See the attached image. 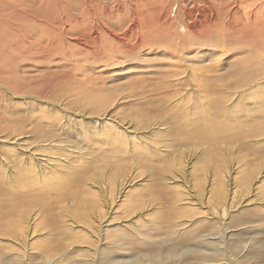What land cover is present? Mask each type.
Returning a JSON list of instances; mask_svg holds the SVG:
<instances>
[{
  "label": "bare ground",
  "instance_id": "6f19581e",
  "mask_svg": "<svg viewBox=\"0 0 264 264\" xmlns=\"http://www.w3.org/2000/svg\"><path fill=\"white\" fill-rule=\"evenodd\" d=\"M142 71L158 76H143ZM130 76L132 80H125ZM113 79L120 80L117 87L124 91L138 93L139 100L151 104L160 98L171 111L193 121L199 118L191 113L193 97L199 98L206 113L216 107L236 110L248 99L261 100L258 107L264 108V0H0V125H12L0 132V179L8 195L12 193L10 202L19 200V190L30 189L96 215L108 203L125 206L130 215L134 210L158 214L168 198L175 206L173 214L165 216L168 234L191 231L195 235L190 239L200 235L216 246L217 255L227 231L237 228L241 208L264 206V201H251L250 196L264 182L255 188L258 177L235 179L240 167L211 161L206 150L200 156L192 143L187 146L196 155L186 158V150L178 147L164 168L160 179L166 180L171 195L154 196L150 175L137 184L117 185L116 190L115 184L105 188L104 182L93 179L87 189L72 185L94 158L83 148L147 156L150 150L171 151L153 141L155 136H167L168 129L147 136L138 133L137 125H149L151 120L111 115L112 109L137 97L111 96L117 90L108 86ZM218 98L226 105H218ZM45 121L52 124L50 131ZM254 142L263 145L264 133ZM237 157L246 166L249 156ZM92 169L89 178L104 177L103 169ZM91 213L82 216L91 219ZM13 214L10 222H0V253L8 254L11 264H26L27 256H35L44 244L31 242L35 235L49 239L50 231L38 227L33 232L31 226L37 222L30 221L27 212ZM69 217L70 231L79 228L95 238L96 256L104 257L132 229H111L106 215L98 227L95 219L76 226L75 216ZM145 225L135 222L136 227ZM205 225L209 233L202 229ZM87 235L83 236L91 241ZM104 239L106 248L98 250ZM224 257L225 264L248 261L247 257L233 261L229 252Z\"/></svg>",
  "mask_w": 264,
  "mask_h": 264
},
{
  "label": "rangeland",
  "instance_id": "374dc122",
  "mask_svg": "<svg viewBox=\"0 0 264 264\" xmlns=\"http://www.w3.org/2000/svg\"><path fill=\"white\" fill-rule=\"evenodd\" d=\"M100 68L103 69L105 66H100ZM141 74L150 77L158 76V74L149 75L144 71ZM125 80H132V77L130 76ZM110 81L112 83L108 86L114 85L117 89L111 96L116 97L124 94L137 96L135 100L128 99L118 108L112 109L111 115L121 116L133 121L146 122L151 120L152 122L149 125H137V128H139L138 133L147 136L151 135L150 131L157 133L159 130L168 129L169 134L167 136H155L153 141L157 146L171 151L160 153L156 150H150V156H147L142 152L129 154L123 150L116 153L117 151L105 147L104 154L91 152L89 149L83 148V152L89 151L88 153H92V155L86 154V156L94 158L90 162L89 169L84 170V173L74 178L72 185L77 190L87 189L89 179L104 182L105 188L107 185L115 184L116 190L117 185L129 186L150 175L152 184L150 192L154 196L156 193L171 195L170 187L164 185L166 180L162 181L160 178L165 176L166 170L164 168L167 169L170 162H172L173 151L178 147H181L183 151L186 150L184 154L186 158H189L190 155H196L192 154L193 151L201 156L200 152L206 150L209 160H217L227 165L233 164L235 167H240L233 174V177L237 180L245 178L250 181L258 177L260 181L256 182L255 188H259L264 182V144L254 142L259 134L264 133V108L258 107L261 100L248 99L242 101L236 110L216 107L212 109V112H207V115L201 107L202 103H200L199 98L193 97L195 104L191 113L195 111L199 118L203 115L202 113L206 114L204 119L202 116V119L198 118L199 121H193L190 116L184 117L182 113L171 111L167 101H160L159 98L148 104L145 100H139L138 93L131 94L124 91L123 88L117 87L120 80L115 81L113 79ZM222 103L226 105L223 98H218L217 104L221 106ZM248 104H251V106L248 107ZM191 113L190 115H193ZM245 116L247 117L245 118ZM44 124L47 131H50L49 125L52 124H48L46 121ZM45 125H38L37 127L45 128ZM11 126L2 125L1 127L0 125V132L3 131L2 129ZM235 134H245L246 137L240 139ZM199 141L200 143H195ZM190 143L195 146L196 150L191 151L188 148L187 145ZM142 148L146 149L144 145H142ZM92 149L96 150L95 148ZM162 155L167 157L166 160L162 161ZM244 155L249 156L246 166L237 157ZM192 162H194L193 158ZM95 166L98 169H103L104 177L101 180H98L97 175L89 178V174L94 173L92 167ZM205 166L203 165V167ZM204 172L202 171L199 174L201 178ZM35 191L33 192L30 189L19 190V200L10 202L12 193L8 195L7 186H4L0 179V216L2 217L0 222H10L14 212L13 215L15 216L27 212L30 221L35 220L37 222V224L31 226L33 232L39 229L50 231L51 236L49 239L35 235L31 242L40 243L43 241L44 244L37 249L35 256H27L26 264H200V262H204V264H225L227 257L224 256L227 252H229L233 261L238 259L242 262L243 258L247 257L248 261L245 264H264V206L259 208L260 205L258 204H250L241 208L240 212L237 213L239 217L236 221L237 228L232 227L231 230L227 231L229 236H226L224 244L217 247L218 252L215 255L213 251L216 250V246L204 242V238L200 235L190 239L189 237L195 235L191 231L186 234H182V232L177 235L168 234L169 228L168 224L165 223V216L172 215L175 208L168 198L162 201L164 202L161 204L163 209L158 214L149 210L145 214H139L140 210H134L129 215L125 206L108 203L103 205L102 210H99L96 215L95 211L91 213L85 208H80L74 204L69 205L57 196H48L47 193L46 195L41 194L39 190ZM237 196L236 200L239 199L240 195ZM250 196L251 201H264V187ZM244 197L242 201L246 198ZM147 205L144 207H147ZM85 213H91L93 218H84L82 215ZM104 215H106L105 219L108 222H112L111 229L117 226L131 227L132 229L127 230L129 233L127 239L110 247L105 256L102 257L100 254L98 256L93 255L97 246L95 238L89 237L84 230L79 228L70 231L67 220H70L69 216H75L73 223L76 222V226H85L90 224L89 221L95 219V227H98ZM151 220H155L156 224H153ZM135 222L145 223L146 227H136ZM70 224L72 223L70 222ZM187 226L185 225V227ZM185 227H181V229H187ZM202 229L208 230L206 225ZM208 233H205V235L208 236ZM83 235H87L91 241ZM105 242L104 239L98 245V250L106 248ZM176 244H178V247L174 246ZM7 257H9L8 254L0 253V264H11Z\"/></svg>",
  "mask_w": 264,
  "mask_h": 264
}]
</instances>
